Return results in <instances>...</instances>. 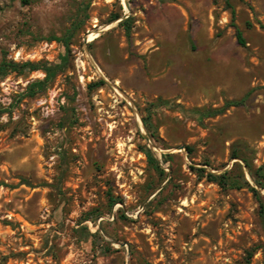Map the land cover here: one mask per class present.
<instances>
[{"label": "rangeland", "instance_id": "obj_1", "mask_svg": "<svg viewBox=\"0 0 264 264\" xmlns=\"http://www.w3.org/2000/svg\"><path fill=\"white\" fill-rule=\"evenodd\" d=\"M0 7V68L26 63L14 48L54 41L51 61H33L48 64L64 39L71 49L69 70L33 97L43 71L0 76L24 89L0 101V264H264V0ZM50 93L46 117L37 102ZM241 99L202 124L180 109ZM226 172L243 188L208 179Z\"/></svg>", "mask_w": 264, "mask_h": 264}, {"label": "trees", "instance_id": "obj_2", "mask_svg": "<svg viewBox=\"0 0 264 264\" xmlns=\"http://www.w3.org/2000/svg\"><path fill=\"white\" fill-rule=\"evenodd\" d=\"M21 1L23 4L27 5V4H30L34 0H21ZM2 9L3 8L0 7V10H2ZM232 15L233 16L235 15L234 10H232ZM119 17H120V15H114L113 20H117V19H119ZM128 24H129V20L127 19V20L122 21L120 25L125 27L126 32H127V36L130 37L131 28L129 27ZM236 32H237V38H238L239 44L242 46H246L247 45L246 39L244 38L243 33L241 32V30L237 26H236ZM63 42H64V45L66 47V53L62 55L59 62L53 63V64H48V63H44V62H40V63L26 62L23 64H18V63H14V62H4L0 68V76L6 75L9 71L18 72V73H23L27 69L29 71H39V70L43 71L46 74V77L43 80H38V81L32 82L27 88L26 96L33 97V96L37 95L39 92L46 90L49 83L52 82L59 74L65 73L70 68V66H69V57L71 55L70 39H68V38L64 39ZM104 83L105 82L101 80V82H99L97 84H93V86L102 85ZM244 103H245V99L230 100V101H226L225 104L220 108L192 109V110H185L184 108H180V109H181V111H183L185 113H190V114L196 115V120L200 124H202L205 119L214 118V117H217L219 115H222L230 107L243 106ZM156 107L161 108V107H173V106L169 101L159 99L158 103L156 104ZM178 107H180V106H178ZM188 149H190V148H188ZM145 153H146L150 163L155 165V167L157 168L159 173L161 175H165L166 174L165 170L161 167L159 162L156 160L153 152L149 148L146 147ZM164 161H166V159H164ZM229 176H230V174L228 172L223 173L221 175H215V174L209 173L208 179H209V181L218 183L222 188H226L229 185L231 187L243 188V185L239 184L237 181L236 182H230ZM22 181L24 184L30 185L29 181H27L25 179H23ZM229 183H231V184H229ZM253 191L256 193V195H259V193L257 191H255V190H253ZM114 203H116L115 200H113V204ZM261 209L264 212V203L262 201H261ZM247 264H250V262L248 261Z\"/></svg>", "mask_w": 264, "mask_h": 264}, {"label": "built area", "instance_id": "obj_3", "mask_svg": "<svg viewBox=\"0 0 264 264\" xmlns=\"http://www.w3.org/2000/svg\"><path fill=\"white\" fill-rule=\"evenodd\" d=\"M59 48L56 42H48L45 41L41 43L39 46L34 47L29 52H25L23 49L14 48L11 53V58L16 62H33L35 60H42L47 59L51 61V53L56 52ZM29 81L23 83L26 87ZM19 84L11 80L10 77L5 78L0 82V101L4 105H10L13 101L14 95H19L21 91L23 92L24 89L20 90ZM56 94L50 93L49 97H42L38 100V106L44 111L45 116L49 117L54 114V105L52 101L55 99ZM61 103L64 104V101L61 100ZM59 104V103H58Z\"/></svg>", "mask_w": 264, "mask_h": 264}, {"label": "bare ground", "instance_id": "obj_4", "mask_svg": "<svg viewBox=\"0 0 264 264\" xmlns=\"http://www.w3.org/2000/svg\"><path fill=\"white\" fill-rule=\"evenodd\" d=\"M107 28L109 27H105L104 29H107ZM91 32H96V31H93V30L89 31L88 36H87L88 42H90L91 40H94L96 37L99 36V31H97L98 33H91Z\"/></svg>", "mask_w": 264, "mask_h": 264}, {"label": "water", "instance_id": "obj_5", "mask_svg": "<svg viewBox=\"0 0 264 264\" xmlns=\"http://www.w3.org/2000/svg\"><path fill=\"white\" fill-rule=\"evenodd\" d=\"M126 6L128 7L129 5H128V3H126ZM126 18V17H125ZM145 135V138H146V140H147V142L149 143V146H150V148L152 147L151 146V142H150V138L148 137V135H146V134H144ZM182 149H183V147H182Z\"/></svg>", "mask_w": 264, "mask_h": 264}]
</instances>
